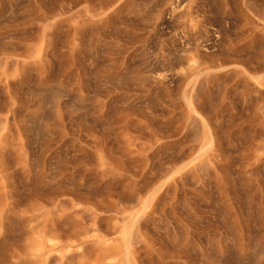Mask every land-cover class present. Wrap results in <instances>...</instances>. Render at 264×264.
Returning <instances> with one entry per match:
<instances>
[{
	"label": "rangeland",
	"instance_id": "rangeland-1",
	"mask_svg": "<svg viewBox=\"0 0 264 264\" xmlns=\"http://www.w3.org/2000/svg\"><path fill=\"white\" fill-rule=\"evenodd\" d=\"M0 264H264V0H0Z\"/></svg>",
	"mask_w": 264,
	"mask_h": 264
}]
</instances>
